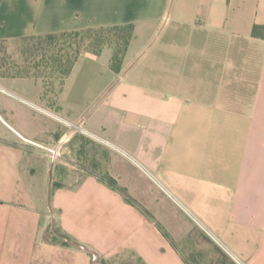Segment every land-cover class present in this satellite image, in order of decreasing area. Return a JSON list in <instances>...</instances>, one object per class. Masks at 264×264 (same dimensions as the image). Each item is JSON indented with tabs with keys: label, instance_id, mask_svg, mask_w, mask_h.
<instances>
[{
	"label": "crops",
	"instance_id": "crops-1",
	"mask_svg": "<svg viewBox=\"0 0 264 264\" xmlns=\"http://www.w3.org/2000/svg\"><path fill=\"white\" fill-rule=\"evenodd\" d=\"M126 25L118 73L0 77V264H264V0H0V43Z\"/></svg>",
	"mask_w": 264,
	"mask_h": 264
},
{
	"label": "rangeland",
	"instance_id": "rangeland-1",
	"mask_svg": "<svg viewBox=\"0 0 264 264\" xmlns=\"http://www.w3.org/2000/svg\"><path fill=\"white\" fill-rule=\"evenodd\" d=\"M95 34H93L94 36ZM102 38L110 40L109 42H115L113 35L102 33L99 34ZM85 36L90 37V35L80 34L78 36H69L66 38L64 42V46L67 47L71 45L69 48L64 49L60 52V55L65 57H73V51L78 48L80 51V55L83 53H93L91 49H84V47L79 46L82 40H85ZM79 42V43H78ZM78 43V44H77ZM35 43L33 41H12L7 43L0 44V77L12 76L21 72H29L36 73L38 72L41 75V79L45 85H52L53 83H57L55 77L56 73H52V69H49L48 66L44 65L41 62V58L39 56L34 57L32 51L35 49ZM109 47L104 48L108 49ZM111 49V48H109ZM112 50V49H111ZM86 51V52H84ZM113 51V50H112ZM37 65V66H36ZM43 65V66H42ZM49 117V116H48ZM40 123L45 124L46 127H57L54 123L57 119L54 117H50L51 119L40 117ZM54 121V122H53ZM59 122V121H58ZM60 123V122H59ZM1 128V125H0ZM3 131L7 132L5 128ZM96 147L90 144L88 141H85V167L90 169L92 172H96L98 170L97 164L92 160V151H96ZM106 160H108V156H106ZM100 171L103 170L100 167ZM192 243H178L179 247L184 250V254L188 259H192L193 256L198 253L197 249L203 250L202 253H198V258L203 264H228L225 260L226 257L216 251L212 245L208 243V241L197 235L196 233L192 236ZM198 246L197 249H195ZM195 247V248H194ZM101 264V263H99ZM104 264H139L137 260L130 256V254H125L121 257L115 258L113 260L106 261Z\"/></svg>",
	"mask_w": 264,
	"mask_h": 264
},
{
	"label": "trees",
	"instance_id": "trees-1",
	"mask_svg": "<svg viewBox=\"0 0 264 264\" xmlns=\"http://www.w3.org/2000/svg\"><path fill=\"white\" fill-rule=\"evenodd\" d=\"M132 30L133 27L131 25L126 26H119V27H112V28H101V29H87L84 31H78V32H65V33H58V34H48V35H42V36H31V37H25L22 39V41H33L35 43V49L32 51V54L34 57L39 56L41 58V62L48 66L49 69H52V73H56V81H63L64 78H66L74 63L76 62L77 58L80 55V51L78 48H76L73 52V57H65L63 55H60V52L64 49L69 48L71 45H68L67 47L64 46V42L66 41V38L69 36H78L80 34H86L90 35V37L85 36V40L83 39V42H78L79 46L84 47V49H91L93 50L92 54L99 55L104 48L109 47L113 50L112 58L110 61L111 69L118 73L120 71L121 63L123 56L125 54V51L128 47L129 41L132 37ZM102 33L111 34L113 35L112 38H114L115 42H109L110 40L106 41L107 39H104L101 37ZM93 34H95L93 36ZM252 36L255 38L263 39L264 40V27L262 26H255L252 31ZM4 42H1L2 44ZM77 43V44H78ZM86 52V51H84ZM37 66V65H36ZM43 66V65H42ZM10 78H22V77H35V78H41V75H39L38 72L36 73H29V72H21L12 76H8ZM103 181L112 189L117 190L121 192L123 195H125L128 202H130L129 197L125 193V190L118 187L115 180L108 177L107 175L104 176ZM57 186V185H54ZM63 244H67L66 242H62ZM130 256L134 257L139 264H143L140 258L136 257L133 254H130ZM226 260V259H225ZM106 261H100L101 264H104Z\"/></svg>",
	"mask_w": 264,
	"mask_h": 264
},
{
	"label": "built area",
	"instance_id": "built-area-1",
	"mask_svg": "<svg viewBox=\"0 0 264 264\" xmlns=\"http://www.w3.org/2000/svg\"><path fill=\"white\" fill-rule=\"evenodd\" d=\"M29 143H31L32 145H34V146H37V147H41V148H43V149H45L47 152H48V154L51 156V158H55V157H57V151L55 150V149H51V148H44V147H42V146H40L39 144H36V143H32V142H29Z\"/></svg>",
	"mask_w": 264,
	"mask_h": 264
}]
</instances>
